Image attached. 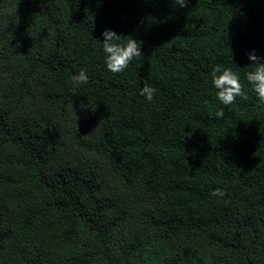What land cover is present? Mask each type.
Returning a JSON list of instances; mask_svg holds the SVG:
<instances>
[{
  "label": "trees",
  "instance_id": "trees-1",
  "mask_svg": "<svg viewBox=\"0 0 264 264\" xmlns=\"http://www.w3.org/2000/svg\"><path fill=\"white\" fill-rule=\"evenodd\" d=\"M252 50L264 0H0V264H264V106L210 82Z\"/></svg>",
  "mask_w": 264,
  "mask_h": 264
},
{
  "label": "clouds",
  "instance_id": "clouds-1",
  "mask_svg": "<svg viewBox=\"0 0 264 264\" xmlns=\"http://www.w3.org/2000/svg\"><path fill=\"white\" fill-rule=\"evenodd\" d=\"M179 8H183L186 0H175ZM103 41H99L102 52L103 62L107 71L112 73L124 72L130 63L142 56V43L133 35H121L114 30L104 29L101 32ZM250 63V68L245 72V82H241L240 73L232 67L224 64H215L211 68V86L215 90V99L225 107L233 105L237 98L248 99V91L255 94L258 105L264 106V56H258L255 50L246 53ZM89 82L88 75L85 70H81L78 74L72 76V83L79 87ZM156 89L145 84L139 89V95L147 102L151 103L155 97ZM217 119L225 118V112L220 109L216 112ZM213 196L221 197L224 195L222 191L216 189L212 191Z\"/></svg>",
  "mask_w": 264,
  "mask_h": 264
}]
</instances>
